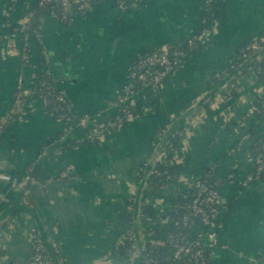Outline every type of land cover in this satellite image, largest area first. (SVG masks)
Segmentation results:
<instances>
[{
    "label": "crops",
    "instance_id": "0c3cea01",
    "mask_svg": "<svg viewBox=\"0 0 264 264\" xmlns=\"http://www.w3.org/2000/svg\"><path fill=\"white\" fill-rule=\"evenodd\" d=\"M37 2L0 0V170L17 178L37 171L25 188L0 181V264H32L33 228L59 244L61 264H133L151 237L147 230L158 226L163 236L179 195L208 169L222 180L223 200L210 264H259L264 178L243 181L253 167L255 142L264 133V115L256 109L260 82L249 71L239 78V90L210 111L202 103L241 47L264 33V0H221L218 18L203 39L207 0L126 5L90 0L85 12L73 10L68 18L38 5L41 41L38 35L32 38L25 63L22 36L13 41L8 35L11 20L18 23ZM192 37L198 38L197 48L161 88L138 95L143 112L103 141H90V121L116 116L117 96L131 83L138 58L166 45H187ZM39 69L51 73L76 114L90 117L86 125L70 128L48 113L32 92ZM21 87L31 93L22 97L21 112L2 125L17 106ZM182 127L187 137L178 148L182 178L154 190L145 179L146 167L155 161L161 141ZM144 197L155 208V218L142 211ZM130 211L135 251L126 244Z\"/></svg>",
    "mask_w": 264,
    "mask_h": 264
},
{
    "label": "built area",
    "instance_id": "2783aa9c",
    "mask_svg": "<svg viewBox=\"0 0 264 264\" xmlns=\"http://www.w3.org/2000/svg\"><path fill=\"white\" fill-rule=\"evenodd\" d=\"M42 3L51 2L53 0H39ZM61 6L64 10L62 17L68 18L70 15L71 9H75L78 12H85L89 7L90 0H59ZM136 0L132 1L135 2ZM211 1V0H207ZM123 5H126V2H122ZM30 16L27 14L23 19L19 20L18 27L12 28L9 33V38L13 41L20 35L23 39V46L20 49V54L22 55V59L26 61L25 63H29L30 60V52L27 53L25 50L29 47L30 41L33 36L30 34ZM210 29H206L203 31L201 39L205 38L210 34ZM37 42L41 41V37L38 35L36 37ZM198 38L192 37L189 39L187 45L189 47H193ZM264 45V33L259 35L257 38L249 42L245 47L240 49V55L242 57H247L249 54H253L258 52L262 46ZM175 45H166L165 47L158 48L147 52L141 55L131 70V83L126 85L118 94L115 106L120 113H117L114 122L100 121L98 123H93V129L88 133V139L91 141L101 142L106 137V129L110 130L112 127H120L123 125V122L133 121L136 116H132L131 113H128V106H138V95L142 93L141 91L133 90V84L135 81H140L145 89H159L164 83V79L174 70L175 64L179 61L172 59V51ZM176 55L184 56L186 53L183 50L176 49L173 51ZM234 67V64H232ZM49 72V71H48ZM50 73V72H49ZM252 78L259 81L253 71H250ZM260 82V81H259ZM33 84V81H32ZM261 94L264 95V84H261ZM20 99L17 103V106L12 109V111L2 118L1 124L6 125L9 120L13 119V116L21 112L22 109V97L25 94H28L29 91L21 87ZM240 88L239 79L237 82H231L225 84L222 87V90L217 93L216 97L213 101V107L217 106L218 103L225 98L227 99L228 93L231 91H237ZM39 97L44 101L45 105L50 102H59L61 105L57 107L55 110V114L53 115L55 118L64 121L68 127H72L73 125H86L87 122L90 121V117L87 115H83L77 118L75 116V112L72 109V105L69 103L65 93L60 90L59 93L55 94L51 87L45 86L42 93ZM261 102L262 107L264 108V101L258 100ZM257 102V103H258ZM256 109L258 107L256 106ZM121 112L126 113V118L121 115ZM228 114L231 115L232 112L228 111ZM22 119V116L19 117ZM125 119V120H124ZM91 125L92 122L90 121ZM187 141V137L182 141V145H185ZM168 144V145H167ZM256 147L254 149V158H253V167L252 170L248 173L243 184H246L250 181H254L257 179H261L260 175L264 173V135L258 137L255 142ZM168 146L167 148L165 146ZM165 146L158 150L157 159L161 162H166V158L170 152L173 153V160L179 162V156L177 148L176 150L173 148L172 143H166ZM253 168L256 173H254ZM157 169H153V172H156ZM264 176V175H263ZM180 179L182 176L179 177ZM0 181L11 184L13 187H27L29 184L34 183L35 179L31 177L29 174L22 178H17L13 174L1 171L0 170ZM194 183L197 189L195 196L193 197L191 203L187 206L186 213L181 218H171L170 219V229L161 236L160 240L173 243V255L176 258H180L182 256H188L187 263H199V264H210V260L205 256V250H211L218 243V227H219V213L220 207L223 204L222 196L220 189L203 179H195L189 184ZM185 225L190 226L193 230L198 234L196 238H194L190 242H183V237L177 238L176 235L171 233L170 231L174 228L175 225ZM151 237L146 240H149L151 243H156L157 239H155L153 232H150ZM30 237L33 245V256H32V264H54V262L47 257L43 253L45 249V244L42 238L41 233L33 228L30 231ZM127 239L132 244V249L136 250V242L135 235L133 229L130 228L127 234ZM143 248V250L146 247ZM49 247L56 252L60 251L59 244L55 240L49 241ZM259 264H264V253L262 259Z\"/></svg>",
    "mask_w": 264,
    "mask_h": 264
},
{
    "label": "trees",
    "instance_id": "16d2710c",
    "mask_svg": "<svg viewBox=\"0 0 264 264\" xmlns=\"http://www.w3.org/2000/svg\"><path fill=\"white\" fill-rule=\"evenodd\" d=\"M122 1H125L126 4H129L134 0H122ZM220 3H221V0H211L207 2V6L204 11L205 22H204L203 31L211 28L213 24H215L218 18ZM38 5H40L41 9L44 8V9L52 10L58 15H63V12H64L59 0H53L47 3H42L38 0V2L35 5H33L31 9L28 11V14L30 16V20H29L30 34L33 36V38L39 35L40 33L38 25H39V17H40V14L42 13V10L41 11L39 10ZM73 10L75 9H71L70 13ZM11 22H12L13 28L18 27V23L16 22L14 23L12 20ZM33 42H34L33 40L30 41L29 47H27L25 52L29 53L31 51ZM175 46L177 47H174V49L171 50L172 51L171 57L174 60L178 59L179 62L175 64L174 70L172 72H174L187 59V57L191 54V52L197 48L195 47V45L194 47H189L188 45H182V46L175 45ZM176 49L183 50L186 54L184 56L176 55L173 52ZM259 56L261 57L258 58ZM40 61L44 63L45 65L47 64V58L43 53L40 54ZM233 64H234V67H232L231 65L224 73H222L219 77L215 79L214 84L211 88L210 96H208L202 103V107L205 110L210 111L212 109L214 98L216 97L217 93L222 90V87L225 84H228L231 82H237L240 77H242L244 74H246L249 71H253L256 77L258 78V80L260 81V83L264 84V45L258 52L249 54L247 57H242L239 51V55ZM171 73H169V75ZM168 76H166V78ZM45 86L51 87L55 94L59 93L61 90V88L58 86L56 81H54V79L52 78L51 73H49L47 70L39 69L36 71V74L33 79L32 92H34V94H37L39 96L42 93ZM133 90L135 91L142 90V93H144V91L146 92L145 88L140 83V81L134 82ZM157 90L158 89H152V91H156V92ZM233 93H235V91H231L230 95ZM29 94L23 95L24 96L23 98H26L27 96H29ZM260 99L264 101V95L262 94L258 95V100ZM59 105L61 104L57 101L50 102L49 104H47L46 107H47L48 113L51 116H53L55 114V110L57 109ZM256 106L260 110V113L264 115V108L262 107L261 102L256 103ZM143 110L144 109L140 105L136 107L134 106L127 107L128 113H131L132 116L139 115L141 112H143ZM117 113H120V111L117 110ZM121 115L125 118L127 116V114L126 113L124 114V112L123 113L121 112ZM75 116H77V118L80 117V115L76 113H75ZM115 120L116 118L113 117L107 120V122H114ZM100 121L101 120H97V119L92 120L91 121L92 125L91 123L88 125L89 131L93 129V123H98ZM128 122L129 121L125 120L123 122V125ZM118 128L119 127H112L110 130L106 129V134L112 131H115ZM262 135H264V133ZM185 138H186V134H185L184 128L182 127L180 130L174 133L171 137H168V138L165 137L161 141V145L159 149L163 148L165 144L168 142V143H172L173 148L176 150L177 148H179V146L181 145L182 141ZM94 142H98V141H94ZM167 145L165 146L166 148L168 147ZM255 147H256V144H255ZM153 169H157V171L153 172ZM183 169H184L183 164L181 162L174 161L173 153L170 152L166 158V162L158 161V159L156 158L152 164L146 167L144 175H145V179H147L148 186L155 190L158 187H160L164 182H168V181H171L172 179L179 178L182 175ZM253 171L254 173H256L254 168H253ZM29 175L34 178L37 175L36 169L30 171ZM263 175L264 173L260 175L261 179L264 178ZM198 179L206 180L208 183L218 188L220 187L222 183V180H220L215 175L214 171H212L211 169H208L206 173L203 176L199 177ZM196 192H197V189L195 187V184L194 183L189 184L187 189L181 195H179L176 202L173 204V207L171 208V211L168 213V216H170L171 218H175V219L181 218L186 213L187 206L191 203ZM221 208L222 206L220 207V209ZM142 211L150 218L156 217L155 208L152 206L150 202L145 201V197H144V205L142 207ZM126 218L130 220L131 222L130 227L133 229V232L135 235V231H134L135 224L132 220L134 219V214L131 213L130 211L129 214L128 213L126 214ZM147 232L148 233L153 232L155 239L159 241H157L156 243H151L148 240L146 243L145 249L142 250L135 257L133 264H199V263H194V262L187 263L185 260H187L188 256H182L180 258H176L173 255L174 244L167 243V242L160 240L162 235H160L158 226L156 228L154 227V228L148 229ZM170 232L176 235L177 238L182 239L181 237H183V240L181 241L186 242V243L192 241L194 238L198 236V234L193 230L192 227L185 226L182 224L175 225L174 228ZM42 238L45 244V249L43 253L47 255V257L50 258L54 262V264H61L60 259H59L60 251L56 252L55 250L51 249L49 247V242L47 238H45L43 235H42ZM126 244H127L128 249L132 251L133 250L131 247L132 243L127 240ZM204 253H205V256L209 259L210 250H205ZM262 256L260 257V260L262 259Z\"/></svg>",
    "mask_w": 264,
    "mask_h": 264
}]
</instances>
